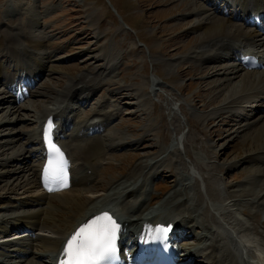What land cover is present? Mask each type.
I'll return each instance as SVG.
<instances>
[{
  "label": "rangeland",
  "instance_id": "rangeland-1",
  "mask_svg": "<svg viewBox=\"0 0 264 264\" xmlns=\"http://www.w3.org/2000/svg\"><path fill=\"white\" fill-rule=\"evenodd\" d=\"M195 3L207 8L201 0ZM8 4H13V9H9ZM194 6L185 0H0V35L12 38L10 44L14 43L18 48L25 34L44 33L49 37L48 51L52 54L51 68L47 67L49 73L40 82L37 92L31 94L28 106L23 105L17 115L9 114V105L0 107V161L3 163L12 151L21 150V146H25L23 149L26 150L30 148L29 135L39 127V112L43 110L44 104L52 103L47 94L55 95L56 89L67 87L71 78H76L75 82L80 87L87 84L95 89L86 105L76 111L79 117L83 119L106 107L104 110L116 117L113 122H107L109 126L104 137L116 138L111 139L113 142L122 137L128 140L123 149L109 151L108 162H105L108 167H102L92 193L101 195L110 191L108 183L117 184L137 174L141 175L142 166L151 163L163 150L170 152L159 158V161L163 159V166L156 172L160 173L155 182L158 186L152 188L151 197L155 198L152 199L150 211L158 208L174 192L176 180L187 173L183 169L184 164L197 165L199 168L196 171L199 173L198 185L195 190L191 188L189 193L192 197L200 193L204 206L208 205L204 194L207 189L205 180L211 178L209 183L216 185L219 190L226 187V193L245 183L247 175L244 169V174L240 176L234 173L236 166L228 171L225 166H221L232 160L243 148L240 135L243 120L230 121L227 111L206 123L201 119L224 105L226 99L220 98H227L229 92L228 89L224 91L225 79L234 77L225 75L227 70L224 65L210 66L188 59L189 56L194 57L193 50L200 42L198 33L190 29L197 19ZM103 48L106 50L101 54ZM2 56L0 49V60ZM177 58L183 60L180 69L171 73L164 64ZM239 78L228 81L226 85H234ZM152 80H156L158 85L154 89L149 85ZM2 84L0 80V91L4 90ZM260 105L264 107V104ZM9 122L12 124L8 125ZM8 135L18 138L14 139L10 148H4L11 141ZM177 136H184L185 139L179 147L180 151L175 148ZM201 168H204L203 171ZM1 169L0 177L1 173L7 175L5 171L15 172L16 168ZM155 170H148L149 175L155 174ZM26 172L13 179L5 175L4 183L0 184V195L14 201L33 198L36 189L30 195L22 191L4 192L8 182L14 183L17 178L24 177ZM144 175L146 183L148 173L145 171ZM16 185L17 182L14 183V189H17ZM73 191L80 193L84 201L93 197L91 192L79 188ZM133 199L126 203L132 200V205L136 202V198ZM61 206L54 220L59 227H64L74 213L67 209L69 207ZM190 209L193 210L192 207ZM248 211L252 215L256 213L259 222L264 223L263 211L251 208ZM3 214L4 211L0 210V218ZM249 219L256 223L254 219ZM261 224L256 226L264 231ZM44 232H39V235L50 236L49 232ZM190 239L188 243L196 241L194 237ZM191 251L195 253L197 250ZM39 253L31 257L30 261L41 260L38 259ZM196 253L200 256L203 254L199 251ZM198 263L205 264V261Z\"/></svg>",
  "mask_w": 264,
  "mask_h": 264
},
{
  "label": "bare ground",
  "instance_id": "bare-ground-1",
  "mask_svg": "<svg viewBox=\"0 0 264 264\" xmlns=\"http://www.w3.org/2000/svg\"><path fill=\"white\" fill-rule=\"evenodd\" d=\"M185 1L191 3L192 6L193 4L195 5L194 13L197 15V19L190 29L191 32L198 33L200 40L193 50L194 57L189 56L188 59L190 61L205 62V64L224 65L226 66L225 70H227V73L225 72L226 76H231L235 79L240 77L234 85L230 83V86L226 85V83L234 80V78L231 80L225 79L224 91L228 89L229 92L227 93V98L225 96L220 98L221 100L226 99L224 105L215 109L217 111H212L206 117H202L203 122L206 123L222 112L225 113V111L228 113L236 112L237 106L241 103L245 102V104H248L250 101L263 102L264 74L260 75L261 73L256 71H244L239 66H230L228 63L233 56L229 58L227 56L244 45L260 48L264 46V39L257 40V31L246 25L247 20H244V17L252 18V16H257L264 12V0H231L232 5L230 8L233 9L231 12L222 11V7L227 3V0H220L219 5L216 4L217 0H208V2L201 0L207 8L197 4L199 5L198 7L195 3L198 0ZM7 7L11 9L13 4H8ZM238 18H242V20ZM36 27L37 24H35L34 28ZM42 35L25 34L22 39L23 43L18 48H16L14 43L10 44L12 38L1 37L0 49L3 52V56L2 60H0V79L7 82V88L5 87L4 90L0 91V107L4 108L5 105H9V114L17 115L22 107H18L15 102L14 104L11 103V100L17 94L16 91L13 93V84L17 88L25 79L36 80L40 75L44 79L46 73H49L47 72V67L51 68L52 59V54L48 51L50 40L44 33ZM105 50L106 48H103L100 53L102 54ZM261 52L259 51L260 54H262ZM222 55L227 56L222 58ZM5 58H7L6 62L3 61ZM179 59H172L171 63H166L164 66L171 70V73L177 71L183 61ZM108 67L111 70V67ZM75 80L71 78L67 87L56 89L55 95L52 96V93L47 94V97L51 98L52 103L49 105L47 103L44 104L43 110L39 112L38 124L40 127L29 135L30 140H32L29 144L30 148L26 150V148L23 149L25 146H21V150L10 152V156L3 152L5 156L9 157L3 163L0 161L1 170H7V168L16 169L15 172L13 170L5 171L7 175L1 173L0 184L4 183L5 175L13 179L28 170L24 177L15 180L18 184L15 186L17 189L13 188L15 182L12 184L8 182L4 186L6 187L4 192L22 191L23 194L30 195L35 193L32 190L36 189L38 193L32 194L34 199L31 196V198H26L27 200L24 198L21 201H14L7 196L0 195V210L4 211L2 218H0V238L9 233V228L20 226H24L29 230L32 229L35 235L28 241L21 242V244L28 243V246L32 249H15L8 254L13 255L17 252L20 255L15 258L6 256L0 260V264H26L32 256H35V248L38 245H40L39 251L41 253L39 255L41 254L42 259L51 261L53 258H59L64 251V245L76 230L88 223L96 215L103 214L101 211H108L115 218L122 219L123 224L130 231L141 228L144 231L145 228L143 227L151 224L155 225L157 222L175 223L177 228L183 231L184 240L190 237L196 239L194 243H188L187 246H184L189 250L195 248L197 251L205 252L203 256L201 255V258L204 257L205 259V264H264V231L256 226L261 224L258 215L256 213L252 215L248 211L251 208L258 212H264V111H253V114L246 112L243 118V130L240 134L241 139H243V148L241 152L236 153L232 160L226 161V164L221 165L225 166L227 171L232 170L237 165H241L237 175H240L243 171L242 169H244L247 175H245L244 184L229 188L230 190L227 189L229 193H226L224 192L226 187L219 190L216 185L212 186L209 183L211 178L208 181L205 180L207 189L204 194L208 205L204 206L205 202L200 193H196L194 197L189 193L191 188L195 190L198 185L197 178L199 173L196 171L199 168L197 165L184 164L183 169L187 173L176 180L174 192L158 208L150 211L152 198H149V196L152 190L147 186V183L150 181L153 183L156 180V176H150L148 170L157 169L154 171L155 174H153L156 175V172L160 171V167L163 166L161 162L163 159L159 161V158L170 151L163 150L151 163L143 165L141 175L137 174L132 178L130 177L131 179L118 182L117 184L108 183L110 191L101 195L92 193L91 191L95 190L94 182L103 167L102 163L107 161L109 151L123 149L128 140L126 141V138L122 137L118 139V141L120 140L119 142H113L111 139L115 140L116 138L114 137H88L91 128L104 125V123L114 117V114L105 111L106 107L104 106V109H98L100 112L94 111L92 114L87 115L86 120H81L77 115L78 113H73V110L78 109V104L83 103L84 100H89L95 89L88 87L87 84L80 87L81 85L77 84ZM150 84L152 89L158 86L156 80L149 81ZM36 90V88L32 90L31 94H35ZM220 91L223 92V90ZM26 105L27 102L23 107H26ZM52 117L57 118L58 122L61 121V127L57 131H60L61 128H66L63 130L62 135L67 138L65 146L68 149L74 168L73 185L70 191L46 196L40 194L41 190L39 192V172L42 166L41 162L44 161L43 132L41 129L45 126L48 119ZM17 121H20V119H17ZM9 124L12 123L9 122ZM83 124H85V127L87 126L85 134L83 133ZM82 134L87 139L77 138L82 136ZM8 138H11V141L4 148H10V145L14 143V139L18 137L16 135H8ZM184 140V136L178 137V142L175 146L176 150L180 151L179 147L182 146ZM21 158L22 160H20ZM35 161L37 162L36 166L34 165ZM236 162L238 163L233 166ZM21 164H25L23 165L24 167ZM36 167L39 169L38 173L35 170ZM203 169L201 168L202 171ZM145 171L148 173V182L146 181V183L145 181H140L142 178L146 180ZM212 176L214 178V173ZM200 178L203 179V177ZM74 187L91 192L93 197L84 201V197L80 193L71 192ZM145 188L146 190L143 192ZM39 194L40 196L37 199L36 197ZM93 198L95 199L93 200ZM133 198H137V200L132 205H130L132 200L126 203ZM60 205L69 207L67 209H71L74 213L64 227H59L54 220ZM249 217L254 219L256 223H253ZM261 225L263 229L264 223ZM39 231L41 233L43 231L49 232L50 236L48 234L46 236L36 234ZM8 249H12L11 242L0 245L1 251ZM188 257L191 262H194L195 256L188 255ZM197 257H200V255H197Z\"/></svg>",
  "mask_w": 264,
  "mask_h": 264
},
{
  "label": "snow or ice",
  "instance_id": "snow-or-ice-1",
  "mask_svg": "<svg viewBox=\"0 0 264 264\" xmlns=\"http://www.w3.org/2000/svg\"><path fill=\"white\" fill-rule=\"evenodd\" d=\"M45 136L47 138V133ZM50 148L48 166L45 168L46 180L57 185L63 184L67 161L55 143L50 142ZM119 227L108 213L96 216L84 224L67 242L66 264H110L117 253L115 242ZM62 264L65 262L62 261Z\"/></svg>",
  "mask_w": 264,
  "mask_h": 264
}]
</instances>
